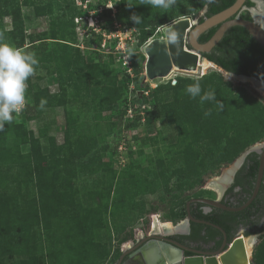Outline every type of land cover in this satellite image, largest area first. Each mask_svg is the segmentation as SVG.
I'll return each instance as SVG.
<instances>
[{
	"label": "rangeland",
	"instance_id": "rangeland-1",
	"mask_svg": "<svg viewBox=\"0 0 264 264\" xmlns=\"http://www.w3.org/2000/svg\"><path fill=\"white\" fill-rule=\"evenodd\" d=\"M29 1L28 4L20 5L21 22L17 30H11L10 15L0 12V35L5 42L35 53L39 65L27 81L26 102L32 107L33 97L37 95L46 99L47 104L41 109L39 102L30 110L23 109L13 114L12 122L7 123L11 127L7 128L5 125L3 131H0V136L4 135L7 146L16 152L21 163L22 156L30 150L28 142L24 141V136L21 135L25 130H30L35 137H39L41 151L46 155L53 151L54 157L60 158L63 152L58 151L59 147L62 146L63 151H66L69 144L74 147L81 140H93L96 143V151L92 156L99 157L96 158L97 168L94 172L91 171L95 162L90 161L93 164L89 167L82 165L88 161L87 155L74 158V175L63 164L58 167L60 180L54 182V194L68 190L73 195L75 204L59 202L52 212L50 227L39 222L38 210L42 205L38 201L39 190L35 173L21 169V166L1 167L0 191L4 194L3 197H7L12 203L9 205L11 215L8 217L12 229L0 240V264H27L29 261L57 264L58 260L66 257H71L70 262L76 264L83 253L91 255V245L86 241L82 242L83 239L107 243L111 253L99 264H113L111 254L118 246L121 250L125 243L149 231L152 223L155 226H175L178 220L170 217L171 212L176 209L171 193H163L160 190L153 193H136L130 205L127 204L130 196L126 191L131 187L128 184L130 180L156 168V158L167 154L168 143L174 142L176 137L173 126L156 115L157 106L153 91L165 83L172 85L178 77H192L176 71L166 78L163 76L143 80L146 61L144 46L150 39L164 36L165 26L180 17L193 19L202 9L192 5L190 0H178L175 8L164 13L169 20L159 25L154 33L140 44L139 30L126 21V0H121L111 9L104 5L107 0ZM131 2L137 4V0ZM153 9L155 12L163 11ZM72 11L74 17L71 22ZM178 12L183 15L176 16ZM140 24H143V21ZM129 47L136 50L131 57L126 53ZM126 55L132 63V76L124 71L123 57ZM79 67L81 69L78 70ZM213 71L231 81L233 86L244 87L264 105L263 93L253 88L250 83L238 81L233 77L230 79L217 69H208L206 73ZM105 90L109 93L106 94ZM143 96L146 100L140 101ZM48 101L53 103L49 105ZM129 103L131 108L135 109H132L131 113L128 112ZM105 104L115 105V109L103 108ZM124 109L126 113L119 119L120 111ZM135 115H141L140 121H133ZM132 121L135 125L128 126ZM19 124H23L25 128L15 129L14 126ZM124 125L130 129L124 128ZM116 143H119L117 149L114 148ZM121 143H125L123 147ZM232 163L233 160L222 164L221 169H209L201 181L185 190L181 197L189 199L201 194L199 186L203 180L210 174L215 176L216 169L223 172ZM51 173L52 170H49L40 174V186L42 185L45 199L50 197ZM120 182L121 201L127 211L121 216L111 215L109 210H114V206L119 205ZM103 203L109 207L104 224L100 227L93 225L90 229L92 232L83 233L78 238L80 241H77L75 226L71 228L70 235H67L70 226L69 214H72L76 204L82 207L83 212L86 207L83 215L86 214L91 219L88 212ZM17 210L28 213V230L21 229L15 216ZM1 211L0 206V213ZM115 224H123V231L115 232ZM53 231L57 233L54 236ZM95 233L99 235L98 239ZM124 234L128 236L127 239L119 242V237ZM258 242L252 247L251 256ZM92 259L93 257L87 264H94ZM67 263L69 262L64 261V264Z\"/></svg>",
	"mask_w": 264,
	"mask_h": 264
},
{
	"label": "trees",
	"instance_id": "trees-1",
	"mask_svg": "<svg viewBox=\"0 0 264 264\" xmlns=\"http://www.w3.org/2000/svg\"><path fill=\"white\" fill-rule=\"evenodd\" d=\"M29 0H0V12L8 13L11 17V30H17L21 22L20 19V5L21 3L28 4ZM192 5L203 8L207 5L205 14L199 18L210 16L226 7L231 5L234 0H190ZM247 6L252 5L250 1H246ZM163 11L155 12L153 8L148 5L141 4V0H137V4L128 8L125 11L126 21L135 26L139 30L138 42L142 44L145 42L155 31V29L168 21ZM132 14L140 15L143 17V24L136 25L129 18ZM183 13L178 12L176 16H181ZM74 11L70 13V21L72 22ZM217 26L211 27L200 34L198 41H206L214 32ZM64 29L62 30L63 34ZM55 39V38H53ZM204 57L215 62L227 71L234 73L245 74L254 76L264 81V66L257 65L260 59H264V48L256 42L247 30L240 26L234 25L230 27L221 40L212 48L211 51L202 53ZM55 57V56H54ZM252 59L257 61L254 64ZM67 66V65H66ZM81 69L80 67L78 70ZM126 81V79H124ZM199 80L203 91L209 88L214 89L217 100L221 101L223 108H217L212 102H206L203 106L199 103V98L192 99L185 91L186 86ZM175 86L165 83L159 85L154 91V100L156 101V115L164 119L165 123L173 126L176 131L174 142L168 143L169 150L164 157L156 158V168L149 169L144 175L128 182L131 187L126 191L130 200L127 204L131 205L132 197L136 193H153L160 190L163 193H171L174 200L175 210L171 212V219L181 218L185 215V201L181 194L196 186L204 173L220 167L234 160L243 150L253 143L264 139V105L258 99L249 94L242 86H233L231 81L225 80L218 72L213 71L206 73L201 77H178ZM126 83L124 82V85ZM106 94L109 92L105 90ZM165 94H169L166 96ZM104 97V96H103ZM100 100L102 101V98ZM41 98L37 95L33 97V106L26 102L24 109L30 110L39 104ZM145 97L140 98V101H145ZM48 101V104H52ZM133 105V103H132ZM103 108L115 109V105L105 104ZM211 110L210 116H205V110ZM126 113V109L120 111L119 119ZM141 115H135L133 121H140ZM130 122L128 126L135 125V122ZM7 125V124H5ZM11 125H7V128ZM15 129L25 128L23 124L15 125ZM124 128L126 125L123 126ZM130 129V128H128ZM2 135V134H1ZM21 135L24 136L23 140L28 142L30 150L26 155L22 156V163L19 161L16 152L9 148L3 137L0 136V169L7 166H21V169L32 170L35 173V181L39 190L38 201L41 203V209L38 210L39 222L43 226H52V212L56 209L59 202H67L70 205L75 204L73 195L70 191H63L59 194H54V182L60 180V169L58 167L63 164L65 168L72 172L75 163L74 158H81L86 156L87 162L83 163V167H89L91 162H95L93 153L96 151V143L93 140H81L76 143L74 147L71 144L67 145V150L63 151V147H59L58 151L62 153V157L55 158L53 151L48 152L50 155L43 153L39 137H35L33 132L25 130ZM115 144L114 148H117ZM175 147V149H171ZM90 153V154H89ZM21 154V153H19ZM255 161V166L252 172H256L257 161L254 155L250 156ZM91 161V162H90ZM86 164V165H85ZM97 164L95 162L92 171H96ZM214 168V169H213ZM20 169V170H21ZM52 170L51 178L49 181L50 197L45 199L42 185L40 186L41 172ZM74 172V171H73ZM72 174L74 175L75 173ZM1 178V177H0ZM132 177H129L131 179ZM174 179L171 182V180ZM124 182V181H123ZM122 182V185H123ZM134 188H133V186ZM119 205L114 206V210H109L111 215L121 216L126 214V209L123 207L122 187L121 182L118 184ZM69 189V187H68ZM1 190V188H0ZM2 191V190H1ZM0 191V240L12 229L8 217L11 215L10 207L12 203ZM125 192V193H126ZM200 195V194H197ZM113 201V200H112ZM108 205L101 204L96 206L88 215H85L87 208L76 204L72 214H69L70 226L67 235H70L71 228L74 226L77 229V241L81 235L91 233L90 230L93 225L99 227L105 223V214L108 212ZM140 210H143L141 204ZM16 218L20 222L21 229L28 230V223L26 221L28 213H15ZM103 216V219H102ZM124 220V218L122 219ZM17 229L19 227H16ZM123 224H115V232H122ZM130 233V232H129ZM57 233L53 231L52 235ZM97 239L99 235L95 233ZM260 241L256 244L255 250L252 255V264H264V234L261 235ZM127 235L124 234L119 237V242L125 241ZM88 242L91 245V255L84 253L79 256V261L76 264H87L93 257V263L99 264L109 257L111 251L107 247V243H97L91 240H81ZM121 250L119 246L112 252L111 260L115 259ZM56 251H54L55 254ZM67 259V260H65ZM57 261V264H64L68 261L70 264L71 257H66ZM86 260V261H85ZM67 263V264H69ZM27 264H38L34 261H29Z\"/></svg>",
	"mask_w": 264,
	"mask_h": 264
},
{
	"label": "water",
	"instance_id": "water-1",
	"mask_svg": "<svg viewBox=\"0 0 264 264\" xmlns=\"http://www.w3.org/2000/svg\"><path fill=\"white\" fill-rule=\"evenodd\" d=\"M245 1L246 0H234V2L228 7L210 16L203 17V19L199 21V18L204 15L207 9V5H205L197 17H194L193 19H190L189 17H180L170 23L168 26L173 25V28L178 32V39L175 44H170L164 36H162L152 38L145 44L144 53L146 55V61L144 64L145 75L143 80L146 78L154 79L156 77L167 76L172 70L184 72L187 76L201 77L204 74L201 71V65L199 62L204 60L212 63L217 69L226 75L230 74L229 76L238 81L248 82L253 88L264 89V81L257 77L227 71L202 55V53L210 51L221 40L225 32L234 25L244 27L250 36L264 48V26L253 16V11L258 10V5L257 8H251V19H245L238 16ZM256 3L258 4L257 1ZM214 26L217 27L212 35L206 41L199 42L198 38L200 34ZM258 144V142H255L237 156L233 161V167L235 168V166H238L244 156L254 150L256 146H259ZM263 165L264 150L260 153L259 166L253 192L251 197L244 204L238 207H229L221 204L216 199L209 200L200 197L190 198L186 204L188 212L186 220L191 219L196 222L208 223L201 219H194L191 217L189 213V202L191 201H199L231 211L243 209L258 192L263 173ZM153 226L155 230L147 237H161V235L157 233L160 232L157 230V225ZM213 226L222 230L217 225ZM262 234H264V232L249 236L240 234L233 238L224 249L223 243L221 251L212 252L206 255H188L185 257L182 256L179 249L169 243L161 242L159 243L160 247L156 245V241H149L140 247L135 253L130 255L129 259L124 264H251L252 256L251 253L248 255L245 242H251L253 239H256L258 242V239ZM126 252L127 251H122L120 259Z\"/></svg>",
	"mask_w": 264,
	"mask_h": 264
},
{
	"label": "flooded vegetation",
	"instance_id": "flooded-vegetation-1",
	"mask_svg": "<svg viewBox=\"0 0 264 264\" xmlns=\"http://www.w3.org/2000/svg\"><path fill=\"white\" fill-rule=\"evenodd\" d=\"M246 1H250L252 5L247 6L245 4ZM246 1L244 2L242 10L238 13V16L251 19V8H257V5L258 8H260L259 2L258 0ZM251 61H253L254 64L257 63L255 59ZM257 65L264 66V59H260ZM258 143L259 146H256L254 150L247 153L240 164L235 166V168L232 163V165L223 172L222 170L219 172V170L216 169L214 172V174L216 173L215 176L210 174L209 177H206L199 186L201 194L194 195L191 198L200 197L209 200L216 199L221 204L229 207H238L244 204L251 197L253 192L260 153L264 150V141H259ZM252 155H254L257 161L256 172H252L254 169L253 166H255L254 159L250 157ZM221 168L222 167H219V169ZM208 184H212L215 189H208ZM203 185L204 187H202ZM189 199L185 201V215L181 218H177L179 221L177 220L178 222H175V226L166 228L162 225H157V230L160 231L157 233L161 235V237H147L155 230L153 224H151L149 231H145L144 234L136 236L134 240L126 241L127 243H125L119 255L114 259L113 264H124L129 259L130 255L135 253L149 241H156V245L158 246H160L159 243L161 242L169 243L179 249L182 256L185 257L188 255H206L221 251L223 243L224 249L233 238L240 234L249 236L264 232V165L258 192L243 209L231 211L211 204L191 201L189 202V213L191 217L194 219H201L209 224L196 222L191 219L186 220L188 214L186 204ZM212 224L219 226L222 230ZM249 243L250 242H245V245L247 246ZM122 251L127 252L120 259Z\"/></svg>",
	"mask_w": 264,
	"mask_h": 264
},
{
	"label": "clouds",
	"instance_id": "clouds-1",
	"mask_svg": "<svg viewBox=\"0 0 264 264\" xmlns=\"http://www.w3.org/2000/svg\"><path fill=\"white\" fill-rule=\"evenodd\" d=\"M120 2L121 0H107L104 5L111 9ZM208 2L211 3L212 0H208ZM141 4L161 9L162 13H167L177 6L178 0H141ZM135 5L131 0H126V7L132 8ZM129 18L136 25L142 23L143 20L142 16L136 14H132ZM164 38L170 44L176 43L178 32L173 28V25L165 26ZM135 51L133 47L126 49L129 57L134 55ZM38 65L39 60L35 53L27 52L5 42L3 36L0 35V131H3L5 124L12 122L13 114L24 109L27 81L34 74ZM176 83L173 81L172 85L175 86ZM185 91L192 99L199 98L201 106L206 102H212L217 108H223L221 101L216 98L215 90L209 88L207 91H203L199 80L187 85ZM46 104L47 100L42 98L39 107L43 109ZM204 115L210 116L211 110H205Z\"/></svg>",
	"mask_w": 264,
	"mask_h": 264
},
{
	"label": "bare ground",
	"instance_id": "bare-ground-1",
	"mask_svg": "<svg viewBox=\"0 0 264 264\" xmlns=\"http://www.w3.org/2000/svg\"><path fill=\"white\" fill-rule=\"evenodd\" d=\"M258 2H259L260 8H257L258 9L257 11H253V16L256 20H258L264 26V0H258ZM199 64L201 65V71L203 74H205L208 69H217L212 63L204 61V60H201L199 62ZM144 71H145V69H144ZM217 71L222 73V71H220L219 69H217ZM172 72L174 73L176 71L172 70L171 73H169L167 76H164V77L166 78V77L170 76V74H172ZM180 73H184V72H180ZM226 76H228V75H226ZM230 77L231 76H228V78H230ZM230 79H232V78H230ZM257 89L259 91H261L264 95V89H262V88L261 89L257 88ZM208 187H209L208 189H212V190L215 189V187L212 184L211 185L208 184ZM162 226L169 228L168 224L162 225ZM256 242H257L256 239H253L249 244H247L246 250H247L248 255L251 253V249L255 245Z\"/></svg>",
	"mask_w": 264,
	"mask_h": 264
},
{
	"label": "built area",
	"instance_id": "built-area-1",
	"mask_svg": "<svg viewBox=\"0 0 264 264\" xmlns=\"http://www.w3.org/2000/svg\"><path fill=\"white\" fill-rule=\"evenodd\" d=\"M92 26V25H91ZM122 43V42H121ZM122 46V45H121ZM123 59H124V61H123V67H124V71L126 72V73H128L130 76H132V63H131V61H129V59H128V57H127V55L126 56H124L123 57ZM129 102L131 103V101L129 100ZM129 103V104H130ZM129 110H128V112H130L131 113V111H132V109L133 110H135L134 108H131V104L129 105ZM132 116H133V114H131ZM122 142V141H121ZM119 144V143H118ZM118 144H117V147H118ZM122 144V147H123V145L125 144V143H121ZM117 149V148H116Z\"/></svg>",
	"mask_w": 264,
	"mask_h": 264
}]
</instances>
